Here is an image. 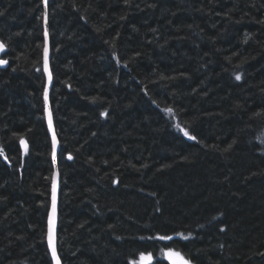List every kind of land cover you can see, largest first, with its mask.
I'll return each mask as SVG.
<instances>
[{
    "label": "trees",
    "instance_id": "1",
    "mask_svg": "<svg viewBox=\"0 0 264 264\" xmlns=\"http://www.w3.org/2000/svg\"><path fill=\"white\" fill-rule=\"evenodd\" d=\"M44 12L0 0V264H53ZM48 28L62 264H264V0H49Z\"/></svg>",
    "mask_w": 264,
    "mask_h": 264
},
{
    "label": "snow or ice",
    "instance_id": "2",
    "mask_svg": "<svg viewBox=\"0 0 264 264\" xmlns=\"http://www.w3.org/2000/svg\"><path fill=\"white\" fill-rule=\"evenodd\" d=\"M44 5H45V9L47 8V0H43ZM47 17H48V13L47 11L44 12V23L45 25H47ZM44 35L45 38L47 39V27H45V31H44ZM5 44L3 42H0V52H4L5 51ZM8 61L6 59H0V66L3 65H7ZM44 64H45V72H47L48 74V82L49 84L51 83L52 80V73L48 70V47L47 44H45L44 47ZM241 76L237 75L236 76V80H240ZM44 99L47 102L48 100V92L47 89H45L44 91ZM166 111L168 112H172V109H166ZM102 115L107 116V113H102ZM48 126L50 129H52V113L51 111H49L48 113ZM180 126L177 125V128H179ZM184 136L188 137V139L190 140H196V137L194 135H190L188 131L184 130V129H180ZM21 143L24 144L25 149H27V144L23 141V139H21ZM56 146H57V138H56V134H55V130L52 129V156H53V162L55 163V158H56ZM0 156H3L4 159H7V156L4 154L3 149H0ZM69 160L72 159V156L69 155L67 157ZM58 175V173H57ZM56 178L55 176L53 177V181H52V198H51V212L48 215L47 218V240H48V246L51 249V256H52V260L55 262V264H61V258L58 255V251H57V242H56V225H57V198H56ZM221 231H224V229H221ZM179 236H181L183 239L187 240L189 238V236L184 235L183 233H178ZM141 239H144V237H141ZM147 239L152 240H159V241H172L174 238L171 235H160L157 237H148ZM164 256H166V258L171 261V264H192V262L185 258V256L179 252L176 251L174 249H172L171 247L169 248V250L167 252L164 253ZM129 264H153V256L151 253L145 254V253H140V258H139V262H137L136 260H131L129 261Z\"/></svg>",
    "mask_w": 264,
    "mask_h": 264
},
{
    "label": "water",
    "instance_id": "3",
    "mask_svg": "<svg viewBox=\"0 0 264 264\" xmlns=\"http://www.w3.org/2000/svg\"><path fill=\"white\" fill-rule=\"evenodd\" d=\"M48 6H49V0H47V8L45 9V11H47V13H48ZM44 8H45V5H44ZM45 27H47V32H48L47 39L45 38V44H47V47H48V70L52 73V71H51V44H50V37H49L48 17H47V25H45ZM5 53H6V48H5L4 52H0V59H4L3 57H4ZM8 66H9V63L7 65L0 66V69H7ZM43 68H45L44 59H43ZM44 75H45V78H46V88L45 89H47V92H48V100H47V102L44 99L45 117H46V122H47V128H48V132H49V135H50V138H51V142H52V129L55 130V134H56V138H57L56 158H55V163L53 162V167H54L53 177L55 176V178H56V189H57L56 190V198H57L56 242L58 244L59 207H60V171H59L58 158H59V153H60L61 146H60L59 139L57 137V130H56V127H55V124H54V117H53V112H52V107H51V102H50L51 90H52V86H53V74H52V80H51L50 84L48 82V74H47V72H45V70H44ZM49 111H51V113H52V129H50L49 126H48V113H49ZM24 142L27 144L26 141H24ZM21 147H22L23 151L27 150V149H25L24 144H21ZM27 148H28V144H27ZM52 161H53V156H52ZM57 173H58V175H57ZM50 212H51V209H50ZM57 251H58V247H57ZM49 252H50V255H51L50 247H49ZM51 258H52V256H51ZM53 264H55L54 261H53ZM61 264H62V262H61Z\"/></svg>",
    "mask_w": 264,
    "mask_h": 264
},
{
    "label": "rangeland",
    "instance_id": "4",
    "mask_svg": "<svg viewBox=\"0 0 264 264\" xmlns=\"http://www.w3.org/2000/svg\"><path fill=\"white\" fill-rule=\"evenodd\" d=\"M169 261V260H168ZM170 262V264H171V261H169Z\"/></svg>",
    "mask_w": 264,
    "mask_h": 264
}]
</instances>
